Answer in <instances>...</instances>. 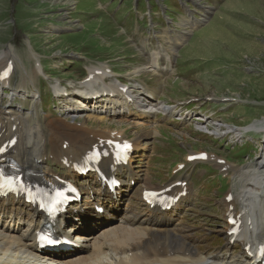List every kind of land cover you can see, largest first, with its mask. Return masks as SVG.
I'll return each mask as SVG.
<instances>
[{"label": "rangeland", "instance_id": "obj_1", "mask_svg": "<svg viewBox=\"0 0 264 264\" xmlns=\"http://www.w3.org/2000/svg\"><path fill=\"white\" fill-rule=\"evenodd\" d=\"M98 3V0H0V7L5 5L7 11L11 6V9H14V12H11V20H9L10 15L0 13V43H4L0 46V50L12 45L14 49L12 46L9 48L15 57L29 64L28 71L34 59L32 50L44 54L57 51L62 55L72 53L78 55V59L73 60L72 64L67 61L69 57L58 61H44L45 70L50 75L67 78L63 81L76 85V80L85 73L86 69H81L85 61L97 62L104 58L109 60L116 58V61L111 60L115 62L113 64H116L121 57L122 47L124 52L122 57L128 56L129 42L121 33L120 25L127 22L125 28L128 33H131L128 21L135 18L136 14L128 9V0H123L121 5L116 1L109 2L110 6L103 10L99 9ZM30 9L37 12L35 17L32 12H29ZM218 13L215 21L196 33L192 37L194 43L181 52L177 69H173V75L165 79L164 88L156 92V98H162L164 103L169 104L181 102L193 96L200 98L232 96L240 101L235 103L220 100H218L220 102H198L194 109L191 104L185 105L189 109L185 112L181 111V115L178 108L175 117L157 115L154 118V129L158 133L154 138L142 141L144 148L137 153L134 162L135 169H138L140 173L147 170L150 184L154 186L171 181L174 178L171 174L172 163L182 161V157L191 151H213L222 156H228L236 165L244 163L241 164L243 167L241 171L235 173L232 178L230 174L225 181L222 180L220 173L215 174V170L211 167L203 166L206 169L204 173L199 164L191 165L181 174L192 181L190 186L194 193L189 206L184 208L182 217L174 226L177 231L188 236L204 253L222 252L221 250L225 249L227 241L222 233L226 229H224L226 206L223 205L225 192L230 187L234 193H239L241 182L247 178V175L250 178V173L254 172L256 163L260 162L264 153L262 135L238 137L236 131L228 133L233 125L254 123L256 129H260L264 124V101L262 100L264 99V0H226ZM34 18H37L36 22H40L39 26L34 22ZM49 22L66 23L78 30L61 31L55 34L49 28L53 27L48 24ZM23 37L29 40L32 50L26 48ZM10 38L12 40L8 41ZM0 52L1 56L2 51ZM57 52L53 55H59ZM36 55L40 57L39 54ZM63 60L68 64L65 63L61 67L58 63ZM199 61L203 64H197ZM120 64L122 68H125L123 59L120 60ZM87 65L89 64L84 63V68ZM49 67L56 70H50ZM125 70L120 69V71ZM24 77V73L18 67L13 88L25 89L30 95L32 84ZM154 77L155 75L152 78ZM123 78L131 79L130 84H135V79L127 75H123ZM22 80H24L23 84ZM153 80V89H157L156 81L161 79ZM37 89L41 95L42 105L46 106L45 111H49L48 108L53 107L49 106L51 94L47 93L49 89L46 82L38 81ZM3 96L0 94V98L3 99ZM11 96L12 94L7 95L8 98ZM28 98L29 96L25 97V99ZM1 102L0 99V104ZM62 102V99L56 100L54 109L59 108ZM253 103L263 104V107H252ZM25 106L28 107L26 102ZM38 106H41L40 101ZM185 106L180 105V108L184 109ZM38 112L42 113L39 108ZM60 114L58 112L57 116L62 117ZM176 117H184V120L178 122ZM201 118L203 120H200ZM86 122L93 129L115 128L129 135H134L135 132L134 128H130L132 124L116 116L105 117L102 122L89 118L85 120V124ZM206 126L208 133L204 131ZM136 131L142 130L136 129ZM46 133V135L44 133V142L49 134ZM52 164L50 163L49 166L56 170V166ZM139 189L138 186L133 187L129 196H132V201L126 205L127 197H125L120 205L136 213L146 214L147 208L138 200ZM2 204L5 205L0 201V205ZM17 208L18 210L27 209L21 206ZM20 215H24L23 220L26 216H31L25 212ZM2 220L3 217L0 214V225L3 223ZM23 220L21 221L22 229L27 224ZM17 225L21 228L20 224L17 223ZM97 231L98 228L90 229L85 239L87 244L100 233ZM241 251L240 247L230 249L231 255L242 260L240 264L245 260ZM3 260L4 257L0 259V264Z\"/></svg>", "mask_w": 264, "mask_h": 264}, {"label": "bare ground", "instance_id": "obj_2", "mask_svg": "<svg viewBox=\"0 0 264 264\" xmlns=\"http://www.w3.org/2000/svg\"><path fill=\"white\" fill-rule=\"evenodd\" d=\"M224 4L221 5V10ZM214 21L212 20L211 22ZM193 43L194 39L187 46L189 47ZM9 57L17 59L13 51L7 48L5 51H2L0 59H3V61H0V64L8 60ZM153 64H156L155 60H153ZM139 69L137 68L133 72ZM27 76L30 77V75ZM33 76L30 77L31 81L33 80ZM106 76H111V74L107 73L105 75L103 73L99 76H94L92 80L83 84V91L77 89L74 91L70 90L69 93L72 96H76L77 100L75 102H83L81 96L89 94L86 92L93 89V87H97L96 89L101 92H107L108 88L113 86V84H106L104 80ZM59 84V80L56 79L53 88L57 90ZM111 89L114 91L115 87L113 86ZM32 92L30 111L27 113L19 110L13 111L7 107H3L0 111V121L6 120L7 126H13L11 118L19 121L20 127L18 130L21 132V135L18 142V154L8 152L7 155L14 158L22 167L38 173L43 178H47L54 174L47 166L48 162L59 164V159L63 155L72 161L85 149L89 148L91 143H98L100 139L105 141L111 138V134L108 131L91 130L85 125V120L93 117L102 122L105 118L104 115L100 114L104 111L102 107L107 103L113 102L118 105L122 95L119 91L112 98L106 95L105 104L97 103V106L101 109L96 115L87 112L89 109V103H87L85 108L81 109V111H85L83 114V118L85 119L82 121L84 124L80 126L69 124L64 119L48 117L47 115L44 116L42 125L38 121L34 122V124H29V118L33 114L37 115V112H34V110H36V104L39 100L36 91ZM75 106L78 107V105ZM135 110H141V106H136ZM72 112H74L72 114V117H74L80 111L73 110ZM142 113L146 114V117L150 115L149 111ZM139 122L145 123L144 120H139ZM2 132L3 130H0V134ZM46 132L49 134L45 144L44 133L46 135ZM63 140L67 141L66 150H61ZM132 143L134 149H137L140 146L139 138L134 139ZM104 162L106 164L109 163L108 160H104ZM256 164L253 169L254 172L250 173L248 171L250 178L246 174L248 179L246 178L241 182V186L239 185L241 190L237 193L236 204L241 208L236 213L241 214L240 219L242 221L251 219L250 223H242V229H248L244 233L242 242H256L260 240L262 242L264 240V153L260 162ZM116 172L125 178L126 187L136 177V173L133 172L130 163L117 168ZM90 178L93 179V177ZM143 186L144 189L150 188L146 179L143 181ZM180 191V187L173 188L175 194ZM191 196L192 192L187 188L186 194L180 196L179 202L172 207L171 212L177 211L178 207L187 202ZM3 200H6L7 204L11 206L10 214H12L9 219V217L4 216L8 207L3 205L0 207V214L3 217V223L0 225V259L4 257L2 264H43V262L44 264H240L239 262L242 261L237 257H226V254L229 252L228 248L222 252L203 253L199 251L198 247L194 245L188 236L174 229L173 222L167 217L169 216V212L163 213V211L156 207L149 209L148 213L144 216H138V213L126 210L125 208L122 211L114 210L113 212L117 214L118 222L100 226L99 230L101 234L94 237L90 244L84 243L83 240L86 239L87 232L82 231L80 235L79 233H75L76 238H79L81 241L83 240L84 243H82L83 251L81 252L66 255L60 259L57 256L48 258L36 255L34 254L35 245L33 239L38 227L41 225V215L36 214L20 198L8 197ZM223 201L227 208L228 203L226 200ZM232 202L233 200L230 205H234ZM18 206L26 207L27 213L29 210L31 212V217L28 218L29 220L25 229H21L17 225L24 218L22 215L18 217L19 213L25 211L22 209L18 210ZM13 208L15 209L14 213ZM74 225L79 230H83L84 227L88 226L86 222L83 225L80 223ZM226 230L227 228L224 231ZM78 247H82V245ZM241 255L246 259L242 264H255L256 256L245 252L241 253Z\"/></svg>", "mask_w": 264, "mask_h": 264}, {"label": "snow or ice", "instance_id": "obj_3", "mask_svg": "<svg viewBox=\"0 0 264 264\" xmlns=\"http://www.w3.org/2000/svg\"><path fill=\"white\" fill-rule=\"evenodd\" d=\"M5 75H6V73H5ZM125 147H127V145H125Z\"/></svg>", "mask_w": 264, "mask_h": 264}]
</instances>
